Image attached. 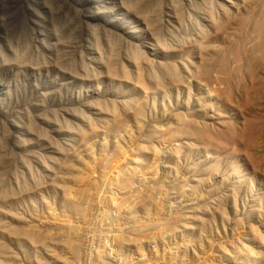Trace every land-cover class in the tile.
<instances>
[{"label":"rangeland","instance_id":"obj_1","mask_svg":"<svg viewBox=\"0 0 264 264\" xmlns=\"http://www.w3.org/2000/svg\"><path fill=\"white\" fill-rule=\"evenodd\" d=\"M0 252L264 264V0H0Z\"/></svg>","mask_w":264,"mask_h":264},{"label":"bare ground","instance_id":"obj_2","mask_svg":"<svg viewBox=\"0 0 264 264\" xmlns=\"http://www.w3.org/2000/svg\"><path fill=\"white\" fill-rule=\"evenodd\" d=\"M27 7H28V5L26 6V9H27ZM92 11H93V10H92ZM90 12H91V10H90L89 12H87V13H83L82 16H81V23L84 24L85 27H86V21H87V19H88V16H89V13H90ZM247 12H248V11H247ZM251 12H252V11H251ZM244 13H245V12H244ZM42 15H44V12H42ZM246 15H248V13H246ZM246 15H245V16H246ZM250 15H251V14H250ZM244 18H245V17H244ZM249 18H250V17H249ZM39 20L42 22V20H43V16H40V17H39ZM241 20L244 21L243 19H241ZM241 20H240V24H241V22H242ZM245 20H246V19H245ZM210 21H211V20H209V22H210ZM251 21H253V20H251ZM257 21H258V20H257ZM236 22H237V21H236ZM248 22H249V21H248ZM253 22H254V21H253ZM238 23H239V22H238ZM212 25H213V24H212ZM257 25H258V24H257ZM209 26H211V25H209ZM213 26H214V25H213ZM235 26H237V25H235ZM210 28H211V27H210ZM227 30H229V29H227ZM226 32H227V31H226ZM226 32H225V33H226ZM227 33H228V32H227ZM227 33H226V34H227ZM259 33H260V32H259ZM228 34H229V33H228ZM219 36H220V35H218V37H219ZM229 36H230V34H229ZM260 36H261V35H260ZM223 37H224V36H223ZM215 38H216V37H215ZM220 38H221V37H220ZM86 39H87V37H86ZM225 40H226V39H225ZM84 41H85V39H84ZM201 42H202V41H201ZM210 42H211V41H210ZM200 44H201V43H200ZM201 45H202V44H201ZM202 46H203V45H202ZM198 47H199V46H198ZM198 47H197V48H198ZM210 47H211V48H210V50H211V55H213L212 52L215 50V48H214L213 46H210ZM215 47H216V46H215ZM216 48H217V47H216ZM195 49H196V48H195ZM208 49H209V48H208ZM205 50H206V53H207V54L210 53L209 50H207V49H205ZM258 51H259V50H258ZM202 52H203V51H202ZM165 54H166V53H165ZM168 55H169V53H168ZM217 55H218V54H217ZM213 56H214V55H213ZM213 56H211V57H213ZM197 58H198V57H197ZM209 58H210V56H209ZM209 58H208V59H209ZM210 60H211V59H210ZM205 65H209V64H206V63L204 62V65H203V66H204V69H205V67H206ZM202 70H203V69H202ZM170 71H171V70H170ZM204 72H206V71H204ZM204 72H203V73H204ZM170 73H171V72H170ZM199 73H200V72H199ZM174 75H175V74H174ZM202 76H203V75H202ZM199 77H200V76H199ZM169 78H170V77H169ZM169 80L171 81V79H169ZM175 80H176V78L173 80V82H174ZM178 80H179V79H178ZM168 82H169V81H168ZM173 82H172V83H173ZM178 82H179V81H178ZM174 83H175V82H174ZM174 83H173V84H174ZM175 84H176V83H175ZM169 85H170V84H169ZM172 87H173V86H172ZM169 90H170V88H169ZM140 92H141V91H140ZM159 92H160V91H159ZM138 109H139V108H137V111H138ZM139 110H140V109H139ZM135 112H136V111H135ZM136 113H137V112H136ZM138 114H139V113H138ZM133 115H134V114H133ZM136 116H137V115H136ZM136 116H135V117H136ZM141 116H142V115H141ZM116 125H117V124H116ZM118 125H119V124H118ZM115 127H116V126H115ZM115 127H114V128H115ZM117 127H118V126H117ZM117 127H116V128H117ZM112 129H113V127H112ZM120 130H121V129H120ZM110 131H111V130H110ZM133 159H135V158H133ZM133 161H134V160H133ZM128 167H129V166H128ZM124 173H125V172H124ZM123 176H124V175H123ZM74 193H75V191L73 192V194H74ZM71 194H72V193H71ZM73 194H72V195H73ZM78 195H79V194H78ZM80 195L82 196V194H80ZM74 196H76V195H74ZM74 196H72V197H74ZM81 196H79V198H80ZM82 197H85V196L83 195ZM69 199H70V197H69ZM69 199L66 200V201H67V202H66V203H67V205H66V206H67V209H73V208H74V205L71 203V200H69ZM72 200H73L72 202L76 204L77 201H76L75 199H72ZM80 201H82V200H80ZM80 201H79V202H80ZM79 202H78V203H79ZM81 203H82V202H81ZM64 204H65V203H64ZM58 205H59V204H58ZM80 205H82V204H80ZM65 209H66V208H65ZM79 210H80V209H79ZM76 212H77V211H76ZM128 236H129V235H128ZM29 237H30V236H29ZM129 237H130V236H129ZM73 249H74L73 253H77L76 250H75L76 248H73ZM71 250H72V249H71ZM2 251L5 252V249H3ZM0 253H1V252H0ZM69 253H70V252H69ZM71 254H72V253H71ZM72 255H73V254H72ZM76 257H77V256H76ZM71 258H72V257H71ZM75 259H76V258H75ZM72 262H73V261H72ZM69 264H70V263H69Z\"/></svg>","mask_w":264,"mask_h":264}]
</instances>
